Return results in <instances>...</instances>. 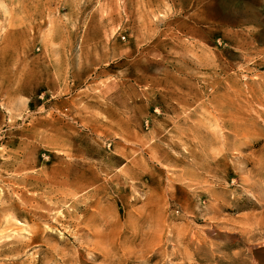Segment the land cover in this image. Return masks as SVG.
<instances>
[{
  "label": "rangeland",
  "instance_id": "1",
  "mask_svg": "<svg viewBox=\"0 0 264 264\" xmlns=\"http://www.w3.org/2000/svg\"><path fill=\"white\" fill-rule=\"evenodd\" d=\"M0 264H264V0H0Z\"/></svg>",
  "mask_w": 264,
  "mask_h": 264
},
{
  "label": "bare ground",
  "instance_id": "2",
  "mask_svg": "<svg viewBox=\"0 0 264 264\" xmlns=\"http://www.w3.org/2000/svg\"><path fill=\"white\" fill-rule=\"evenodd\" d=\"M20 230V229H19ZM34 232V231H33ZM26 237V236H25ZM28 237V236H27Z\"/></svg>",
  "mask_w": 264,
  "mask_h": 264
}]
</instances>
